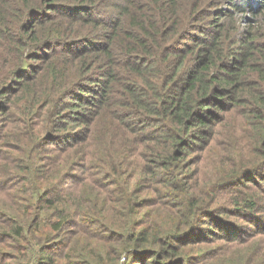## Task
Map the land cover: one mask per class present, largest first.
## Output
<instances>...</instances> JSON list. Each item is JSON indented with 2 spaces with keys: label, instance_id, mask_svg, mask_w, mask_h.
Returning a JSON list of instances; mask_svg holds the SVG:
<instances>
[{
  "label": "trees",
  "instance_id": "trees-1",
  "mask_svg": "<svg viewBox=\"0 0 264 264\" xmlns=\"http://www.w3.org/2000/svg\"><path fill=\"white\" fill-rule=\"evenodd\" d=\"M230 129L247 155L191 169ZM0 160V264L64 233L87 264H261L264 0H0Z\"/></svg>",
  "mask_w": 264,
  "mask_h": 264
},
{
  "label": "rangeland",
  "instance_id": "rangeland-1",
  "mask_svg": "<svg viewBox=\"0 0 264 264\" xmlns=\"http://www.w3.org/2000/svg\"><path fill=\"white\" fill-rule=\"evenodd\" d=\"M224 4H227V3L226 2L221 3V8L224 6ZM195 31H198V30H195ZM227 124H228L227 125L228 127H231V120ZM219 151H221L226 158L229 157V159L233 158L234 156L242 155L243 153L247 155V152L245 149V143L243 142L242 137L240 136V134H235L231 130V135L229 137L221 138L218 142H216L212 147H209L206 151L204 149V151L201 152V154L199 152L194 154V155H199V158H195V156L192 157V159H194L193 160L194 162L192 163L191 169H199L202 172V174L205 176V178L209 180L214 179L215 175H220V177H223V175H225L229 170L226 169V164L222 165V167L219 168L218 163H217L218 162L217 154ZM4 165H5L4 162L0 160V167H5ZM64 183H67V181H65ZM143 194L147 195L148 192L146 190H143V192H141L139 195H143ZM141 209L143 210L145 209V207ZM206 215L207 214H205L203 217L208 218ZM206 218H202L201 221L199 222V225L202 227V229L206 228L209 225V223L207 222L209 220H207ZM219 220L222 221L223 223L222 219H219ZM213 221L217 222L218 220L214 219ZM236 221L238 222L237 225L243 228V230L241 231H245L246 229H253L252 225L248 222L247 223L250 225L246 224L244 221H240V219H236ZM223 225L225 226L224 223ZM196 229H197V226L194 228L195 232L193 230L191 234H193L194 237L196 238L203 237L202 232H201L202 229L200 230H196ZM69 236L70 234L68 233L60 234L58 236H53V234H50L49 236L50 239L48 240V242L52 241V243H55V248L53 251L56 252L55 254L52 255L53 262L50 264H87V262L99 263L101 261V259L96 257L94 252H92L89 247H87L88 253L90 254L89 256H87V254H81V256H79L80 258L76 257L74 252L77 250L79 246L86 245L87 244L86 241H85L86 243L79 242L78 246L72 250L61 251L62 243L59 241H62V242L66 241V238H69ZM74 239L75 238H73L72 240ZM75 242H78V241H75ZM224 243H225L224 240L216 239L215 242L213 243H205L202 245H195V244L189 245L185 248V250H188V252L192 254H198V253H203L207 251H209V253L211 254V253L222 251V249H224L225 247ZM91 245L94 248H99L101 246V243H92ZM37 247L38 246L35 245L34 250L30 251L29 253L31 256H34L35 258L38 256ZM82 249L83 248H81V250ZM50 251H52L51 248H50ZM254 251L253 252L251 251V254L255 255V258L258 259V261L260 260L261 264H264L263 250L258 249L256 251V249H254ZM90 257L93 258L94 261ZM109 257L111 258L112 254ZM73 261H76V262L73 263ZM138 262L140 261H138L137 256L128 257L127 255L123 253L118 260H116L115 258L112 259L111 263L112 264H143V263H138ZM146 264H152V263L148 262ZM216 264H223V261L217 260Z\"/></svg>",
  "mask_w": 264,
  "mask_h": 264
}]
</instances>
